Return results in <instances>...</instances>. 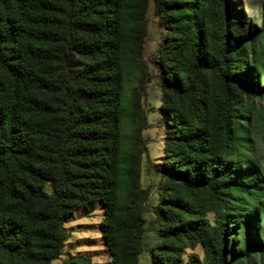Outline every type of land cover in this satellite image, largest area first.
<instances>
[{
	"label": "trees",
	"instance_id": "16d2710c",
	"mask_svg": "<svg viewBox=\"0 0 264 264\" xmlns=\"http://www.w3.org/2000/svg\"><path fill=\"white\" fill-rule=\"evenodd\" d=\"M258 1L252 25L234 0H153L166 131L146 162L159 177L151 203L140 181L149 0H0V264H52L67 216L96 202L109 264H138L147 211L152 264H264Z\"/></svg>",
	"mask_w": 264,
	"mask_h": 264
},
{
	"label": "rangeland",
	"instance_id": "374dc122",
	"mask_svg": "<svg viewBox=\"0 0 264 264\" xmlns=\"http://www.w3.org/2000/svg\"><path fill=\"white\" fill-rule=\"evenodd\" d=\"M237 8L241 10V19L252 25L259 24L258 0H234ZM147 19V34L143 39V58L148 72L144 82V93L141 99L143 112L146 117V127L142 129L144 152L142 153L140 181L143 187L149 189L147 201L154 202L157 198L156 185L159 177L156 173L146 170L147 159L157 162L163 153L162 139L166 131L163 115L160 112V74L156 64V47L165 34L163 16L154 10L153 0H149L145 13ZM255 112L262 107V99L252 97L249 99ZM256 148L260 143L256 139ZM102 217V207L99 202L92 206L81 207L69 214L64 222L68 237L64 242L62 254L52 259V264H63L64 259L73 257H86L87 262L82 264H109L110 254L99 232V222ZM145 223L142 235L143 250L139 255L138 264H152L149 254L150 247L159 236L151 228L149 211L144 212ZM199 256L201 249L196 246L192 249Z\"/></svg>",
	"mask_w": 264,
	"mask_h": 264
}]
</instances>
